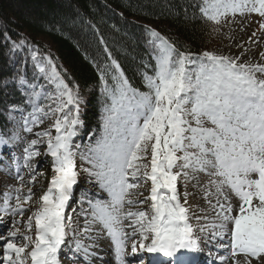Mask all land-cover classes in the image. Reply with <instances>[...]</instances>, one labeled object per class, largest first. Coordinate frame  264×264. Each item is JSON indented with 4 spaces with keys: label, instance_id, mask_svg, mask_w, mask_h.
<instances>
[{
    "label": "snow or ice",
    "instance_id": "snow-or-ice-1",
    "mask_svg": "<svg viewBox=\"0 0 264 264\" xmlns=\"http://www.w3.org/2000/svg\"><path fill=\"white\" fill-rule=\"evenodd\" d=\"M169 13L183 24L199 20L215 36L232 22L229 17L256 13L264 18V0H182L178 8L170 5ZM258 23L264 33V19ZM141 27L146 46L138 62L141 87L132 84L102 36V53L90 57L85 52L99 75L103 105L99 134L83 146L73 143L83 125L81 106L88 103L80 84L50 50L43 52L23 34L14 41L0 32L10 42L4 53L10 64L27 50L15 72L0 79L6 97L12 84L21 94L20 103L0 105L6 117L0 145L8 152L3 157L0 151V160L10 158L5 170L11 174L14 166L19 182L5 184L0 193V225L5 216L12 218V228L0 236V264H63L62 255L73 264H126L129 240L139 264H198L195 254L203 246L233 257L243 254L244 264L253 259L264 264V50L252 48L260 38L253 40V32L247 46L236 44V52L225 54L193 51L178 36ZM50 116L55 117L52 125L34 131ZM41 145H46L43 152ZM17 148L22 149L19 155ZM149 150L150 161L144 163ZM41 156L51 157L52 175L36 210L24 220L29 210L24 205L35 195L33 187L25 192L24 185H34L43 175L33 163ZM22 167L28 170L27 181ZM81 177L108 194L103 200L82 191V225L66 213ZM141 181L151 183L147 197ZM190 181L202 188L213 210L210 227L199 223L208 220L206 215L191 212ZM148 201L147 208L132 207ZM192 219L198 222L195 228ZM18 224L28 232L34 227L35 237L20 232ZM104 239L110 241L111 259L100 254ZM225 259L214 257L208 264H224Z\"/></svg>",
    "mask_w": 264,
    "mask_h": 264
},
{
    "label": "trees",
    "instance_id": "trees-1",
    "mask_svg": "<svg viewBox=\"0 0 264 264\" xmlns=\"http://www.w3.org/2000/svg\"><path fill=\"white\" fill-rule=\"evenodd\" d=\"M180 3V0H0V32H7L14 41L23 34L43 52L50 50L53 60L63 65L80 84L88 100L86 106L93 107V111L88 112L82 105L81 119L93 125L92 122L102 117L103 96L99 75L91 61L85 59V52L90 57L102 53L99 37L104 38L136 87H141L138 62L146 47L141 25H151L166 35L178 36L193 51L213 50L216 46L218 35H210L199 20L183 24L170 16L169 6L178 8ZM9 46L10 42L0 36V79L11 76L27 55V50H22L15 57L17 63L10 64L4 55ZM103 59L101 57V63ZM27 71L31 76L30 60ZM9 93L6 97L4 89L0 88V105L5 101L21 102L15 84L9 86ZM5 123L6 117L0 114V126ZM11 127L8 123L7 128Z\"/></svg>",
    "mask_w": 264,
    "mask_h": 264
},
{
    "label": "rangeland",
    "instance_id": "rangeland-1",
    "mask_svg": "<svg viewBox=\"0 0 264 264\" xmlns=\"http://www.w3.org/2000/svg\"><path fill=\"white\" fill-rule=\"evenodd\" d=\"M180 1L182 2V0ZM229 19L232 20V22L223 27L222 34H218L217 44L212 49H215L219 52H223L225 54H227L230 50L232 52H236L235 45L239 43H244L245 46H247L249 43V37H252V33L256 32V37H252V39L255 40L257 37H259L260 38L259 44H252V48L257 51L264 50V33L259 31V23H258L261 19H264V18H262L259 14L251 13V14H246L243 16L236 15L234 19H232V17H229ZM245 59H247V57H245ZM85 110L88 112H92L93 108L91 106H87ZM15 115H18V113H16ZM54 120H55V117L50 116L49 118L45 119L42 124L36 127L34 131H41L45 128H48L50 125L54 123ZM100 126L97 127V129H93L92 125L89 126L91 128H84L83 136L73 137V143L80 144L81 146L88 144L91 140L95 138V135L99 134ZM89 132H91L93 135H90ZM21 135H24L25 138L28 140L36 138L35 136L30 135V134L21 133ZM52 135H55L54 129H52ZM45 147L46 145H41L40 151L43 152L45 150ZM0 151H2L3 157H8V152L7 150H4V146L0 145ZM15 151L17 155H19L22 149L17 148L15 149ZM149 161H150V150L148 152V158L144 161V163H148ZM10 163H11L10 158H8L7 160H0V193H2L5 190V184L19 186V182L15 176L14 166L10 170L11 174H9V171L5 170L8 164ZM20 163L22 165L23 161L21 160ZM33 163L37 167L38 172L43 173V175L37 177V182L34 185H29L27 183H25L24 185L25 192L27 191L28 187H33V190L35 192V195L33 196L32 201L24 205L26 208H29V210L24 213V216H23L24 220H27V218L31 216L33 212L36 210L37 200L39 196L43 194V191L47 189L48 181L50 180L51 175H52V168L49 167V165L51 164V157H44V156L37 157L36 160L33 161ZM77 163L78 165L81 163L79 159L77 160ZM22 175H24L25 181L29 179L27 168L22 167ZM184 183L185 182L183 180L180 181L179 186H180L181 193L185 191ZM140 184H141L140 191H142L144 196L147 197L149 195V190L151 187L150 181H148L147 183H144L143 181H141ZM83 190H90V194H96L97 198L99 199H101L99 194L103 192L97 185L89 184L84 179V177L80 178V181L77 184V190H76L78 192V195L76 196L74 194V196L76 197L75 201L73 198V201L71 202L70 207L66 208V210H68L67 214L73 216L74 220H76L81 225L83 224V217L80 215L79 198ZM187 192L189 193L188 205L191 208V212L197 216L206 215L208 217V220L207 221L201 220L199 223L208 224L210 227V222L213 219V210L209 206V204L206 202V200L203 198L202 188L199 185H197L195 181H190L187 186ZM213 202H215V198H213ZM12 203H15V201L13 200ZM148 203H150V201L146 202L144 205L132 206V207L133 209H135L136 207L147 208ZM83 207L87 209L88 204L87 203L83 204ZM3 215H4L3 213H0V216H3ZM11 219L12 218L8 216L4 217V225H0V236L6 235L7 231L12 228ZM15 219L21 220L22 218L20 216H16ZM190 222L194 226V228L198 226V222L195 219H192ZM17 227L19 228L20 232L32 235L33 238L35 237L34 227L31 232H28V230L24 227L23 224H18ZM197 234L198 236L201 235L199 232H197ZM15 242L18 244L25 243V241L23 240H17ZM86 242L90 243V241H86ZM108 242H107V239L100 241L101 249L103 248L106 249V247H108L106 243ZM128 242H130L131 244V240H129ZM203 248L207 249L206 252L208 253L211 252V255H208L209 257L205 256L207 259H210V257L218 258V256L226 257V255L217 253L214 247L210 249L207 246H203ZM65 251H67L66 248H65ZM128 256L133 257L131 246L128 249V251L126 248V257ZM230 256L231 255L227 256V260L224 264H235L236 261H239L240 264H244L243 254H239L236 257H233V256L230 257ZM135 257H137V260L131 261V263L139 264V259H140L139 256H135ZM145 259H147L146 255H145ZM61 260L63 261V264H73L71 259L65 258L63 255L61 256ZM98 261L99 260H97V262ZM252 264H256L255 259L252 260Z\"/></svg>",
    "mask_w": 264,
    "mask_h": 264
},
{
    "label": "bare ground",
    "instance_id": "bare-ground-1",
    "mask_svg": "<svg viewBox=\"0 0 264 264\" xmlns=\"http://www.w3.org/2000/svg\"><path fill=\"white\" fill-rule=\"evenodd\" d=\"M101 199L103 200H107L108 199V194L106 192H102L101 194H99ZM108 242V240H107ZM108 245V247H106V249H101V255L104 256L106 259H111L113 257V252L112 249L110 247V241L108 243H106ZM110 249V250H109ZM110 251V252H109ZM131 262V258L126 257V264H130ZM96 264H101V262H96ZM112 264H115V261L112 260Z\"/></svg>",
    "mask_w": 264,
    "mask_h": 264
}]
</instances>
